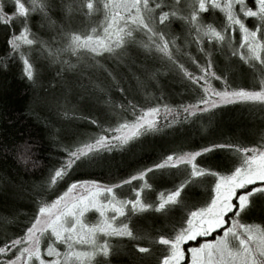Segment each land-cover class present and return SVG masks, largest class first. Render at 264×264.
Returning a JSON list of instances; mask_svg holds the SVG:
<instances>
[{
    "label": "snow or ice",
    "instance_id": "6c2138e0",
    "mask_svg": "<svg viewBox=\"0 0 264 264\" xmlns=\"http://www.w3.org/2000/svg\"><path fill=\"white\" fill-rule=\"evenodd\" d=\"M0 27L60 151L9 149L32 212H0V264H264V130L214 138L222 106L264 110V0H0ZM169 80L182 102L160 103ZM204 120L201 143L157 142ZM96 169L120 175L77 178Z\"/></svg>",
    "mask_w": 264,
    "mask_h": 264
},
{
    "label": "trees",
    "instance_id": "16d2710c",
    "mask_svg": "<svg viewBox=\"0 0 264 264\" xmlns=\"http://www.w3.org/2000/svg\"><path fill=\"white\" fill-rule=\"evenodd\" d=\"M38 20V17L36 18ZM43 35V33H41ZM4 29L0 27V212L4 214L17 213L18 220L23 222L26 220L25 214L32 212V200L24 191H15L9 185L3 184L4 180H13L17 186L22 180H27L25 167L22 163L14 159L16 152H9L15 146L23 145L29 137L36 142V146L32 148L35 153L33 160L45 163H54L60 155L59 149L51 143L48 132L45 131V117L52 120L54 113L48 109L32 103L30 94L31 88L27 87V82L22 81L18 62L11 57L3 54ZM70 59V58H69ZM223 56L217 54V64H221ZM7 65V67H5ZM234 68L237 72L239 81H243L246 66L241 67L235 64ZM51 73L45 75V80L49 78ZM45 88L48 84L40 81ZM66 86L68 80L62 81ZM164 98L160 103L177 104L182 102L181 96L176 93L182 92V88L174 81H165ZM184 99H187L185 96ZM104 98H100L98 107L103 108ZM31 108V111H29ZM93 115L98 116L100 112L97 110L96 99L86 104L77 111L76 115ZM207 120L200 121L191 127L177 125L175 132L172 134L175 140L164 137L158 140L159 144L170 146L179 143L182 137H187L191 141L201 143L200 124H206ZM215 134L214 138L227 140L230 137H236L244 142H255L261 130H264V110L255 105L235 104L222 106L215 115ZM74 125L78 126V130L85 134L95 131L94 127H89L87 121L77 119ZM59 127V125H54ZM22 137L23 139H17ZM15 142V144L13 143ZM31 143L30 140H28ZM22 150V149H21ZM120 175L118 169H113L111 176L107 170L96 169L92 173L83 176H77L80 179H101L107 180ZM258 222V221H257ZM12 231H17V226H13ZM115 264H127V257H120L115 260Z\"/></svg>",
    "mask_w": 264,
    "mask_h": 264
},
{
    "label": "rangeland",
    "instance_id": "374dc122",
    "mask_svg": "<svg viewBox=\"0 0 264 264\" xmlns=\"http://www.w3.org/2000/svg\"><path fill=\"white\" fill-rule=\"evenodd\" d=\"M223 59H224V57H223ZM223 59H222V60H223ZM242 77L244 78V76H242ZM121 257H122V256H121ZM117 259L119 260L120 257H118ZM113 264H115V260L113 261Z\"/></svg>",
    "mask_w": 264,
    "mask_h": 264
}]
</instances>
